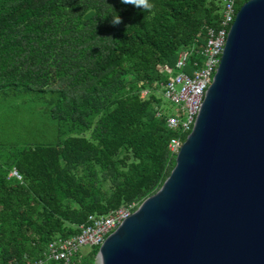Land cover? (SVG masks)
<instances>
[{"label":"trees","instance_id":"16d2710c","mask_svg":"<svg viewBox=\"0 0 264 264\" xmlns=\"http://www.w3.org/2000/svg\"><path fill=\"white\" fill-rule=\"evenodd\" d=\"M150 2L145 11L119 0H0V104L17 113L12 101L45 98L40 116L53 137L14 145L22 133L39 132L33 126L0 140V264H32L88 215L137 208L168 177L177 133L162 111L167 76L159 68L203 45L221 0ZM114 11L122 21L115 27ZM97 252L76 264H95Z\"/></svg>","mask_w":264,"mask_h":264},{"label":"water","instance_id":"95a60500","mask_svg":"<svg viewBox=\"0 0 264 264\" xmlns=\"http://www.w3.org/2000/svg\"><path fill=\"white\" fill-rule=\"evenodd\" d=\"M95 264H264V0L238 9L168 177Z\"/></svg>","mask_w":264,"mask_h":264},{"label":"built area","instance_id":"2783aa9c","mask_svg":"<svg viewBox=\"0 0 264 264\" xmlns=\"http://www.w3.org/2000/svg\"><path fill=\"white\" fill-rule=\"evenodd\" d=\"M237 0H221L220 18L215 27H208L201 47L192 45L177 53L172 67H161L166 75L161 84L164 99L177 106L173 115H168L166 125L177 136L168 143L169 153L175 157L199 112L204 93L211 84L220 62L228 31L238 11ZM179 87V90H177ZM147 95L142 91L141 96ZM10 176L20 179L15 170ZM136 210L134 204L122 205L109 210L105 215H88L84 224L77 227L76 234L68 237H55L45 247L41 257L32 264L61 262L76 264L82 257L79 249L83 246L100 247L105 238Z\"/></svg>","mask_w":264,"mask_h":264},{"label":"rangeland","instance_id":"374dc122","mask_svg":"<svg viewBox=\"0 0 264 264\" xmlns=\"http://www.w3.org/2000/svg\"><path fill=\"white\" fill-rule=\"evenodd\" d=\"M179 90V87H177ZM43 97L39 98L35 94L25 95L24 97L18 98L11 103L17 106V113L12 110H8V104H0V140L8 143L11 141L12 133L14 128L18 131L21 128H28L29 130L33 126H39V132H25L20 135V138L16 139L14 145L16 146H26L27 144L33 145L38 143L47 144L53 138L51 132L49 131L50 127L48 126L49 121L45 119V116H40L42 107L44 106ZM20 101H23L21 105ZM162 111L167 115H173L177 106L162 97ZM15 111V110H14ZM27 129V130H28ZM12 172V171H11ZM10 176V174H9ZM91 250V247L83 246L79 249L80 254L83 257H87L88 252Z\"/></svg>","mask_w":264,"mask_h":264},{"label":"clouds","instance_id":"9594fccd","mask_svg":"<svg viewBox=\"0 0 264 264\" xmlns=\"http://www.w3.org/2000/svg\"><path fill=\"white\" fill-rule=\"evenodd\" d=\"M119 3L123 5H131L134 8H139L145 11H149L153 8V4L150 0H119ZM121 22L120 16L115 12V15L111 16L110 24L115 27L120 25Z\"/></svg>","mask_w":264,"mask_h":264}]
</instances>
